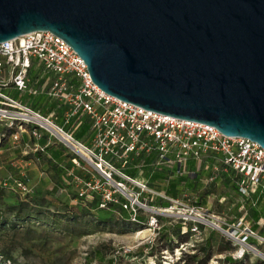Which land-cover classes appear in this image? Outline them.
<instances>
[{"label":"water","instance_id":"95a60500","mask_svg":"<svg viewBox=\"0 0 264 264\" xmlns=\"http://www.w3.org/2000/svg\"><path fill=\"white\" fill-rule=\"evenodd\" d=\"M35 29L105 93L264 147V0H0V41Z\"/></svg>","mask_w":264,"mask_h":264},{"label":"rangeland","instance_id":"374dc122","mask_svg":"<svg viewBox=\"0 0 264 264\" xmlns=\"http://www.w3.org/2000/svg\"><path fill=\"white\" fill-rule=\"evenodd\" d=\"M34 73L38 77L34 82L37 87L44 74L31 70L30 79ZM6 92L34 109L54 107V101L44 93L13 88ZM55 113L52 110L51 115ZM77 126L79 133L86 132L85 125ZM12 130L0 120V264H264V240L261 239L264 237V224L261 225L264 193H259L257 199L256 193L239 194L228 170L218 167L215 176L202 183L191 178L189 172L187 176H174L170 165L152 167L153 153L146 156L141 153L134 163V174L146 179L149 189L164 195L159 197L146 191L141 192V197L148 204L160 207L168 206L170 200L166 197L179 201L171 211L158 217L159 227L152 230L146 224L145 214L140 212L137 221L128 218L119 208L116 192L112 194L115 200H109L104 206H99V190L93 191L91 197L79 196L81 183H75L72 176L81 181L92 178L82 160L74 166L70 159L69 164L57 163L50 153L47 157L39 149L23 152L17 146L20 142L11 138ZM65 150V156L70 158L71 152ZM28 158L37 168L41 165L43 174L37 177L34 173V185L22 193L12 181L22 177L23 172L27 179L32 176L25 170ZM198 172L201 177L214 173H205L202 169ZM97 184H102L101 179ZM191 204L218 214L234 226L241 217L242 224L236 231L244 224H252L251 228L261 237L251 236L248 240L256 250L248 247L240 257L233 258L231 255L237 253L233 251L239 245L223 231L211 229L208 224H197L195 229H190L193 223L183 217ZM253 211L262 215L254 224Z\"/></svg>","mask_w":264,"mask_h":264},{"label":"built area","instance_id":"2783aa9c","mask_svg":"<svg viewBox=\"0 0 264 264\" xmlns=\"http://www.w3.org/2000/svg\"><path fill=\"white\" fill-rule=\"evenodd\" d=\"M31 70L44 74L37 87L29 77ZM7 88L44 93L59 104L62 123H57L51 113L43 114L12 97L5 91ZM81 115L89 120L88 143L75 137L69 127H64L71 117L74 126ZM0 120L13 129L9 133L12 139H17L21 133L40 137L44 132L52 136L71 152L70 162L74 166L82 160L85 170L90 172L92 178L87 180L72 176L75 183H81L79 196L91 197L93 191L99 190V206H104L109 200H115L112 194L116 192L119 208L128 218L137 221L141 212L152 230L159 227L158 217L171 211L179 201L166 197L170 200L168 206L160 207L148 204L147 199L141 197V192L146 191L164 197L149 189L142 176L137 178L126 172L131 165L135 168L133 161L143 152L145 156L153 153L152 167L174 165L173 174L186 173L188 159L200 163L211 155L223 169L234 172L239 194L264 193V147L242 135L223 134L210 124L156 112L105 93L91 81L76 51L47 29L31 30L0 41ZM211 168L216 170V164ZM212 177L210 174L207 180ZM99 179L102 184L113 187L112 190L98 185ZM12 183L19 192L29 190L24 173ZM183 219L193 223L190 229H195L197 224H208L211 229L223 231L239 245L233 251L237 253L231 255L233 258L240 257L248 247L256 250L248 240L259 236L249 225L244 224L236 231L242 224L241 217L234 226L218 214L191 204Z\"/></svg>","mask_w":264,"mask_h":264},{"label":"crops","instance_id":"0c3cea01","mask_svg":"<svg viewBox=\"0 0 264 264\" xmlns=\"http://www.w3.org/2000/svg\"><path fill=\"white\" fill-rule=\"evenodd\" d=\"M7 89H9V88H7ZM39 93H42V92H39ZM49 99H51V98H49ZM55 106H57L59 108V110H58V112H59L60 106L57 102L54 101V108H55ZM51 112H52V110H51ZM51 112H48V113H51ZM53 118L55 119L54 116H53ZM55 121H59L58 123H62V117L60 114L58 115V120H55ZM72 124L73 123L70 124V120H69L67 123L64 124V127H69L70 130L72 131V134L75 137L83 140L84 142H88L89 136H90V128H89L88 118L84 115H81L79 121L76 122V124L74 126H72ZM80 124H83L87 127L86 132L79 133V126H77V125H80ZM16 140H17V142L18 141L20 142V144H18L19 142L18 143L16 142V144H18L17 146H21L23 152L29 153L33 150L39 149V150H42L43 153H45V155L47 157H50V155H49V153H50L52 159H54V158L57 159L56 160L57 163L59 162V163L69 164L68 160L70 158H68V156H65V154L67 152L65 150V148L60 143H58L56 140L51 139L44 132L41 133L40 137L28 136L25 133H21ZM34 158H36V157H34ZM190 160L191 159L187 160L186 171H187V173L189 172L191 174V176L193 175L192 174L193 171H198L200 169H202L204 172H210V173L214 172L213 177L215 176V173L218 170V167L220 170H229V169H223L222 165L220 163L216 162L215 157H213L211 155H208L206 158L202 159V161L200 163H197V161L192 159L193 162L191 164ZM26 162L28 165H27V167H25V170H28L29 174L32 173V176L28 179V185L31 186V185H34L35 175L37 177H39L41 174H43V171H42V169H40L41 165L39 166V168H37L34 165V163H30L31 162L30 158H28ZM25 164L23 166H25ZM213 164H216V170H214V171L211 168V165H213ZM169 170L172 173L173 167L171 166V168ZM34 173H35V175H33ZM198 177H199L198 180L201 181L202 183H205L207 181V176L201 177L198 174ZM233 182H234V180H233ZM217 200L219 202L221 201V199H217Z\"/></svg>","mask_w":264,"mask_h":264},{"label":"trees","instance_id":"16d2710c","mask_svg":"<svg viewBox=\"0 0 264 264\" xmlns=\"http://www.w3.org/2000/svg\"><path fill=\"white\" fill-rule=\"evenodd\" d=\"M34 75V77L33 78H31L32 80H33V82H35V77L37 76V74L36 73H34L33 74ZM26 104H28V103H26ZM29 106H30V104H28ZM35 109H37V110H39L40 112H42L43 114H47L48 112H51V110H55L56 111V113L54 114V117H55V120H58V115H59V112H58V107L57 106H55V108L54 107H49V108H42L41 106H38V107H35ZM44 111H46L45 113H44ZM54 113V112H53ZM145 157V156H144ZM144 157L142 158V160H144ZM138 158L139 157H137L136 159H134V161H133V164L135 163V161H137L138 160ZM147 159V158H146ZM135 170V168H134V166L133 165H131V166H129V167H127V169H126V172L127 173H129V174H134V171ZM229 171V173H230V178H231V180H232V182H233V180L235 179V174H234V172L231 170V169H229L228 170ZM205 173H208V172H205ZM152 173H150V175H151ZM193 175H192V177L191 178H193V179H196V180H198V174H199V172L198 171H193V173H192ZM149 175V176H150ZM176 175H183V176H187L188 174L187 173H183V174H174V176H176ZM233 184L235 185V183L233 182ZM259 197V195H257V197H256V199ZM252 215H253V217H254V220H253V224L255 223V222H258V220L261 218V216L262 215H264V214H262V215H258V213H256V211H253L252 212ZM264 224V220H262V223H261V225H263ZM251 226H252V224H251ZM251 226H250V228H251ZM186 230V229H185ZM251 230H253L255 233H257V230L255 229H252L251 228ZM181 232H185V231H181ZM258 234V233H257ZM228 259H230V257H227Z\"/></svg>","mask_w":264,"mask_h":264}]
</instances>
